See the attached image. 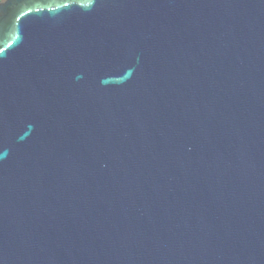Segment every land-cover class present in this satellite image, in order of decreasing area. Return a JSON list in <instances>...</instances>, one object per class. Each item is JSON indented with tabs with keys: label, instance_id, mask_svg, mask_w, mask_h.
Segmentation results:
<instances>
[{
	"label": "water",
	"instance_id": "water-1",
	"mask_svg": "<svg viewBox=\"0 0 264 264\" xmlns=\"http://www.w3.org/2000/svg\"><path fill=\"white\" fill-rule=\"evenodd\" d=\"M0 264H264V0H0Z\"/></svg>",
	"mask_w": 264,
	"mask_h": 264
}]
</instances>
